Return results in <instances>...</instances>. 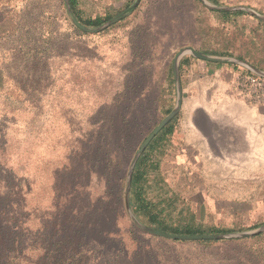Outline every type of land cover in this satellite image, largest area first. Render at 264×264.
Instances as JSON below:
<instances>
[{
	"label": "rangeland",
	"instance_id": "374dc122",
	"mask_svg": "<svg viewBox=\"0 0 264 264\" xmlns=\"http://www.w3.org/2000/svg\"><path fill=\"white\" fill-rule=\"evenodd\" d=\"M76 2L85 20L115 17L135 0ZM184 47L264 71V22L247 14L226 19L199 0H140L120 21L89 34L71 23L63 0H0V116L7 109L13 115L0 163L22 179L27 219L33 214L37 226L54 206L72 209L75 223L92 225V238L103 231L108 251L128 258L138 251L136 264H263L264 232L172 241L141 233L123 209L133 154L176 104L173 60ZM186 59L202 61L187 53L179 66ZM184 67L182 61L179 77ZM167 141L159 137L141 155L149 165L146 197L155 203L167 193L173 202L168 223L232 233L264 224V175L229 177L231 188H189L197 177L172 163L162 166L170 176L161 175Z\"/></svg>",
	"mask_w": 264,
	"mask_h": 264
},
{
	"label": "crops",
	"instance_id": "0c3cea01",
	"mask_svg": "<svg viewBox=\"0 0 264 264\" xmlns=\"http://www.w3.org/2000/svg\"><path fill=\"white\" fill-rule=\"evenodd\" d=\"M217 5L247 7L264 17V0H225ZM205 63L184 60L182 104L160 158L161 175L170 176L162 166L172 163L187 178L197 177L196 183H187L189 188H231L229 177L264 175V107L231 95L237 71L233 64Z\"/></svg>",
	"mask_w": 264,
	"mask_h": 264
},
{
	"label": "trees",
	"instance_id": "16d2710c",
	"mask_svg": "<svg viewBox=\"0 0 264 264\" xmlns=\"http://www.w3.org/2000/svg\"><path fill=\"white\" fill-rule=\"evenodd\" d=\"M68 1L74 19L83 27L96 28L113 18L106 16L103 19L82 20L76 10V0ZM208 1L217 5L216 0ZM219 14L226 19L244 15L242 12H219ZM224 56L230 57L229 55ZM218 66H222V64H218ZM231 66L235 70H243L237 65ZM169 112L170 110L167 111V113ZM9 113V109H7L0 116V147L4 144V138L7 135L9 121L7 117L13 118V115L9 116ZM124 118L125 116L122 119V135L127 131L125 128L128 127ZM174 119L152 139L147 149L151 148L159 137L168 138L171 135L173 130L171 124ZM130 130L134 135L135 129L131 128ZM122 140L124 144V137ZM148 172L149 165L146 152H144L136 162L130 186V206L144 224L160 232L174 235L228 234L233 232L230 229L196 227L189 223L180 222L177 225L168 223L165 215L175 210L173 202L167 193L161 194L159 201L155 203L146 197L145 184L148 180ZM17 176L16 172L9 168V165L0 163V264H136L139 258L138 251H134L129 258L123 253V250L108 251L110 241L103 231L99 230L96 233L98 239L92 238V225L75 223L72 209L61 208L58 210L54 206L55 208L47 218L39 222L37 226L34 225L33 214L27 219L28 213H26L24 204L26 191L22 186V179ZM148 256H150L149 253ZM125 258L128 259L125 260ZM261 260L264 264V256Z\"/></svg>",
	"mask_w": 264,
	"mask_h": 264
},
{
	"label": "water",
	"instance_id": "95a60500",
	"mask_svg": "<svg viewBox=\"0 0 264 264\" xmlns=\"http://www.w3.org/2000/svg\"><path fill=\"white\" fill-rule=\"evenodd\" d=\"M66 14L71 21V23L78 28L79 30L94 34V33H100L101 31L105 30L106 28L110 27L111 25L117 23L122 18H124L132 9L136 8L139 4L140 0H135V2L132 4V6L125 12H122L121 14L111 18L110 20L106 21L105 23L101 24L100 26L96 28H86L81 25H79L76 20L74 19L68 0H63ZM204 6H206L209 10L217 11V12H227V11H241L247 15H250L262 22H264V17L260 16L253 10L247 7L243 6H235V7H229V6H219V5H212L208 3L206 0H199ZM191 54L194 58L206 61V62H214L219 64H233L237 65L241 68H244L248 70L249 72L264 78V71L256 68L253 64H250L244 60L234 58V57H217V56H209L202 52L196 51L191 47H184L180 49L177 54L174 57L173 60V73H174V80H175V86H176V104L174 108L168 113L154 128L153 130L146 136V138L143 140L142 144L139 146V148L135 151L133 154L130 163L129 168L127 171V177H126V183L123 193V209L125 211V214L127 215L130 222L133 224V226L140 231L143 234L152 236V237H158L162 239H168L172 241H202V240H227V239H241V238H248L253 237L256 235H259L264 232V224L260 226L259 228L252 230V231H246V232H235V233H228V234H204V235H174V234H167L160 232L154 228H149L143 224H141L133 215L130 203H129V194H130V186H131V179H132V173L135 166V163L141 153L145 150V148L148 146V144L152 141V139L179 113L181 109L182 104V88H181V82L179 77V61L181 57H183L185 54Z\"/></svg>",
	"mask_w": 264,
	"mask_h": 264
},
{
	"label": "built area",
	"instance_id": "2783aa9c",
	"mask_svg": "<svg viewBox=\"0 0 264 264\" xmlns=\"http://www.w3.org/2000/svg\"><path fill=\"white\" fill-rule=\"evenodd\" d=\"M241 69L243 70H237L233 76L234 93L246 104L264 107V78Z\"/></svg>",
	"mask_w": 264,
	"mask_h": 264
}]
</instances>
